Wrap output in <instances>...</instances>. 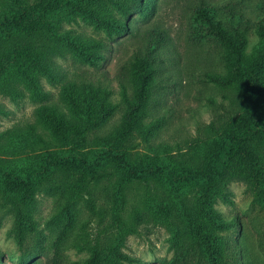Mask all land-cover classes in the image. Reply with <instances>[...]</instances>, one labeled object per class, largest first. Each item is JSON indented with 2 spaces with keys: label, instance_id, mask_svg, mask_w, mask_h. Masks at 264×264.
Segmentation results:
<instances>
[{
  "label": "trees",
  "instance_id": "obj_1",
  "mask_svg": "<svg viewBox=\"0 0 264 264\" xmlns=\"http://www.w3.org/2000/svg\"><path fill=\"white\" fill-rule=\"evenodd\" d=\"M109 4L123 18L108 14ZM243 4L194 7V35L219 44L226 70L206 74L207 82L230 94L228 104H212L215 118L198 127L193 142L173 146L153 141L165 122L152 108L156 94L167 91L171 37L130 21L136 12L153 11V0H0V92L41 103L36 122L0 131V201L20 245L37 231V198L47 192L59 199L53 220L62 236L74 227L80 205L89 213L84 229L97 222L85 264L133 262L122 249L148 220L172 229L176 264H241L228 234L238 223L215 204L229 200L232 181L264 188V18L251 20ZM77 16L106 38L67 28ZM251 31L260 39L249 52ZM124 35L139 45L119 73L117 102L103 82L69 73L54 59L71 52L98 67ZM44 78L60 85L57 98ZM10 113L0 101V115ZM116 114L119 123L108 130Z\"/></svg>",
  "mask_w": 264,
  "mask_h": 264
},
{
  "label": "rangeland",
  "instance_id": "obj_2",
  "mask_svg": "<svg viewBox=\"0 0 264 264\" xmlns=\"http://www.w3.org/2000/svg\"><path fill=\"white\" fill-rule=\"evenodd\" d=\"M201 1L217 7L243 1V8L251 20L264 18V0H153V11L133 14L131 23L143 29L157 26L165 30L172 40L171 50L165 53L169 56L164 64L166 73L171 72L166 80L167 91L158 92L152 103L154 115L164 118L165 122L153 140L155 143L185 146L193 142L198 137V127L210 124L215 118L212 104H228L226 96L230 91L208 83L205 76L226 73L219 55L220 46L213 39H201L194 35L192 14L194 7ZM106 11L111 16L123 18L122 12L112 4L108 5ZM65 26L76 32L106 38L104 31L96 29L81 16H77L76 21L66 22ZM259 39L255 31L250 32L249 52ZM138 45L134 35H124L112 43L107 59L98 67L82 63L71 52H67L65 57L55 55L54 59L69 73H83L94 81L103 82L114 91V101L117 102L121 99L119 73L132 58ZM42 82L45 89L57 98L60 85H52L45 78ZM0 101L11 111L9 115H0V131L17 124L36 122L35 111L41 105L39 101L30 96L14 101L1 92ZM119 119L120 114L114 115L107 129L114 128ZM228 190L229 200H218L215 207L226 219L238 223L228 234L240 253L239 260L241 264H264V188L257 184L232 181L228 184ZM37 199V231L21 245L13 232L14 218L0 201L1 264H85L91 256L89 240H93L100 232L97 222L92 221L84 229L89 213L80 205V214L74 227L62 236L53 220L58 209V197L44 192ZM173 238L174 233L168 225L145 221L127 237L122 250L135 260L126 264H176L179 252ZM195 263L190 261L187 264ZM201 264L208 263L201 260Z\"/></svg>",
  "mask_w": 264,
  "mask_h": 264
}]
</instances>
